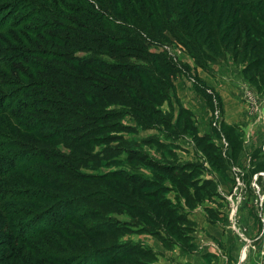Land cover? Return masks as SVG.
Returning a JSON list of instances; mask_svg holds the SVG:
<instances>
[{"label": "rangeland", "instance_id": "374dc122", "mask_svg": "<svg viewBox=\"0 0 264 264\" xmlns=\"http://www.w3.org/2000/svg\"><path fill=\"white\" fill-rule=\"evenodd\" d=\"M105 1L102 3L98 0L95 4L110 12L121 27L129 24L125 12L117 11L114 5L116 0ZM128 1L124 0L126 8L132 11L134 7L128 5ZM4 2L6 0H0V4ZM171 2L174 12H182V15H173L175 25L172 26V32L164 30L158 33L144 23L135 29L145 40L143 52L136 49L139 45L127 48L129 45L122 44L119 45L120 51L113 56L107 54L103 57L109 62H117L118 56H131L127 61L149 68L154 67L155 56L160 57V60L167 58L175 67L174 76L163 74L168 84L160 83L156 88L151 87L152 94L161 92L163 99H157L147 89L133 82V86L126 89L127 93H131L130 97L127 96L131 101L128 100L126 105L110 103L108 107L119 115L95 124L96 127L108 126L94 146V153L109 149L105 153L108 159L104 157L106 161L95 171L83 170L84 173L99 176L123 171L148 179L153 185L137 189L133 184L93 177L96 180L91 181L106 185L107 188H103L105 190L123 191V194L114 193L112 198L118 197L120 203L115 206L117 211L108 216L110 221L121 224L122 232L117 235L91 237L83 230L87 236L85 240H78L67 239L53 232L32 240L27 246L19 244L15 250L11 245V250H7L6 244L11 237L7 238L8 232L1 228L0 223V264H57L56 258L64 259L65 264H89L88 258L94 257L91 251L124 245L139 248L141 255L133 251L129 259L119 261L118 258V263L114 264H162L160 258L168 256L166 251L185 252L183 247H191L194 249L190 252L203 253L205 244L212 242L208 239L217 242L210 243L211 247L217 245V250L211 251L217 253L212 254L217 259L219 256L225 259L229 250L235 251V245H238L241 249L240 258L244 261L241 263L264 264V0H233L223 5L227 6L224 13L220 7L226 0H210L207 5H204L205 0ZM193 2H200L202 11L208 15L214 3L217 5L214 16L208 17L207 25L201 21L198 23L197 8ZM244 2L257 4V9L245 12V9L239 8L238 12L235 4ZM84 7L89 9L88 5ZM160 16L164 24L170 27L171 22L162 14ZM35 20L38 21V17ZM131 25L128 27L133 28ZM236 26L239 29L237 27L235 32ZM11 30L0 29V60L10 56L8 51L4 52L13 46L7 38L15 32ZM231 33L232 37L228 41ZM52 42L46 44L48 51H66ZM192 44L201 47V51L193 53ZM211 44L222 52V58L214 62L202 56V52H206ZM76 55L87 57L91 53L78 52ZM0 71L12 82V85L0 88V98L18 89L25 93L36 89L27 78ZM94 71L91 74L102 79L103 74L116 75L106 69ZM250 78L256 80L254 84L249 81ZM137 89L145 96V102L133 94ZM154 108L160 113L153 114L151 109ZM143 116L148 117L149 122ZM116 124L128 128L114 131ZM8 125L15 135L30 139L16 129L10 119L0 117V129ZM104 136L112 138L103 139ZM34 142L63 155L70 154L63 143ZM5 158L11 159L10 156ZM112 160V165H105ZM149 161H153V165ZM31 162L32 157L29 155L26 164ZM18 179L30 182L28 186L41 188L25 177L18 176ZM14 182L0 179L1 184L10 187H16ZM158 204H163L162 210L158 209ZM133 205L148 213L157 225L136 217L135 212L132 214L125 207ZM130 214L139 224L133 222ZM140 225L157 232L152 233L154 235L144 232ZM72 226L75 231L81 229V226ZM150 251L155 254V260L146 257ZM123 252L124 249H120L119 254ZM102 261L104 259L100 257L96 264H102Z\"/></svg>", "mask_w": 264, "mask_h": 264}, {"label": "trees", "instance_id": "16d2710c", "mask_svg": "<svg viewBox=\"0 0 264 264\" xmlns=\"http://www.w3.org/2000/svg\"><path fill=\"white\" fill-rule=\"evenodd\" d=\"M96 1L98 0H6L0 4V17H2L0 29L15 31L7 37L13 46L5 50L4 53L8 51L10 56L0 60V69L6 73L20 75L18 78H27L36 88L30 93L18 89L0 98V117L10 119L16 129L30 137V139H23L15 135L11 132L9 125L0 129V153L2 154L0 179L8 182L14 180L16 186L10 187L0 183L1 228L8 232L7 238L11 237L6 244L7 250H11V245L13 249L19 244L27 246L32 240L53 232L60 233L67 239L78 240H85L87 235L83 230L91 237L111 236L122 232L121 224L110 221L108 216L117 211L115 206H119L118 203H120L118 197L112 198L114 193L115 195L116 192L123 194V191L105 190L103 188L106 185L91 181L96 180L93 177H102L106 181H120L122 184H133L137 189L153 185V182L148 179L123 171L99 176L84 173L83 170L95 171L100 168L102 162L106 161L104 157L108 159L105 153L109 149L94 153V146L96 141L101 140V133L108 128L106 125L96 127L95 124H101L119 115L110 111L108 108L110 103L112 105L114 103L128 104V100H131L127 99V96L130 97L131 93H127L126 89L132 87L133 82L152 94L151 87L156 88L160 83H167L163 79V74L172 77L175 74V67L167 58L160 60V57L155 56L154 67L149 68L137 62L127 61L132 58L131 56L127 58L116 56V59H119L117 62H109L103 57L107 54L113 56L120 51L119 45L122 44L129 45L127 48L139 45L136 49L143 52L145 40L136 33V26L140 27L145 23L149 24L152 31L172 32L174 30L172 26L175 25L172 17L175 14L182 15V12L178 14L174 12L171 0L162 2L161 0L156 2L129 0L128 5L135 9L132 11L127 10L124 0H116L114 5L117 11L125 12V18L129 21V24L121 27L110 12H106L95 4ZM205 1L204 5L210 2V0ZM232 1L223 2L220 10L223 13L227 11V6L223 5ZM79 5H81L80 8ZM84 5H88L89 9ZM193 5L197 8L198 23L201 21L207 25L208 17L214 16L217 5L214 3L210 15L202 11L200 2H193ZM256 6L257 4L253 2L249 4L244 2L235 4V9L238 12L239 8L245 9V12H252L251 10ZM2 13L7 16H2ZM160 14L172 23H169L170 27L164 24ZM36 17L38 21L35 20ZM238 26L235 27V32ZM110 31L121 34L116 35ZM60 33L64 35H59ZM152 34L149 33L150 36ZM231 37L232 33L228 41ZM48 41H53V44L63 47L66 51L57 53L48 51L46 48ZM201 49L192 44L193 53H199ZM78 52H88L91 56H77ZM221 53L218 47L211 44L206 52H202V56L207 61L214 62L222 58ZM57 62L60 64H56ZM92 69H106L109 73H116V75L103 74L104 79H102L91 74L95 72ZM248 74L250 75V72ZM106 78L112 81L109 82ZM249 81L253 83L256 80L250 78ZM7 85H12V82L0 71V88ZM133 94L140 101L145 102V96L138 89L134 90ZM162 94L156 91L152 95L157 99H163ZM151 110L153 114L160 113L155 108ZM182 112L186 111L182 110ZM143 118L149 122L148 117L143 116ZM114 128V131L117 128L124 131L128 127L116 124ZM110 137L104 136L103 139L110 140L112 138ZM34 141L63 143L70 150V154L63 155L53 148H44ZM29 155L32 157V162L27 165L26 158ZM6 156H10L12 161L9 162L11 159L5 158ZM112 163L113 160L106 162L105 165H112ZM149 163L153 165V161ZM164 170L171 171L168 168ZM18 176L27 178L41 188L28 186L31 185L30 182L19 180ZM22 204H30L34 207L27 208ZM162 205L158 204L159 210L163 209ZM125 207L132 214L135 212L136 217L144 218L147 223L153 222L152 224L157 225L148 213H144V210L134 205ZM130 216L137 224V219L131 214ZM72 225L81 226L82 230L75 231ZM139 227H142V231H148L151 234L157 232L149 230L147 226ZM156 236L158 237L157 234ZM183 248L185 251L194 249ZM120 249H124L122 254H119ZM138 249L132 245H124L93 250L91 254L94 257H89L88 262L96 264L100 257L104 259L102 264L118 263V258L119 261H126L133 251L141 255ZM148 256L153 260L156 259L152 251L150 255H146ZM55 261L57 264L66 263L64 259L59 258Z\"/></svg>", "mask_w": 264, "mask_h": 264}, {"label": "crops", "instance_id": "0c3cea01", "mask_svg": "<svg viewBox=\"0 0 264 264\" xmlns=\"http://www.w3.org/2000/svg\"><path fill=\"white\" fill-rule=\"evenodd\" d=\"M209 228L212 229V226H210ZM208 240L212 241L213 243H217L212 239H208ZM212 242H208V244L207 243L205 244L203 248L204 250L203 253H199L198 251H193V253L190 251L183 252L181 250L166 251L167 254L166 253L165 254L168 256L161 257L160 262L162 264H243L244 263V261H242V258H240L241 249L238 248V245H235V251L229 250L225 259L224 257L220 259L221 258L220 256L219 259H217L218 257L214 256L217 253L215 254L213 253L215 252V250H217V245L215 247H211L210 243Z\"/></svg>", "mask_w": 264, "mask_h": 264}]
</instances>
